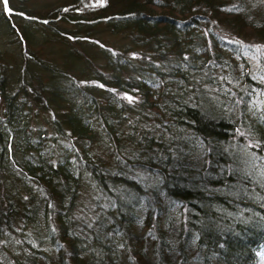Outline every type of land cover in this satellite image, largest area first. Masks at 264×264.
<instances>
[{"label":"trees","instance_id":"16d2710c","mask_svg":"<svg viewBox=\"0 0 264 264\" xmlns=\"http://www.w3.org/2000/svg\"><path fill=\"white\" fill-rule=\"evenodd\" d=\"M263 254L264 0H0V264Z\"/></svg>","mask_w":264,"mask_h":264},{"label":"rangeland","instance_id":"374dc122","mask_svg":"<svg viewBox=\"0 0 264 264\" xmlns=\"http://www.w3.org/2000/svg\"><path fill=\"white\" fill-rule=\"evenodd\" d=\"M143 177H145L146 180L150 179L149 174H145V175H143ZM259 264H264V254H263L262 257H261V259H260V261H259Z\"/></svg>","mask_w":264,"mask_h":264},{"label":"snow or ice","instance_id":"6c2138e0","mask_svg":"<svg viewBox=\"0 0 264 264\" xmlns=\"http://www.w3.org/2000/svg\"><path fill=\"white\" fill-rule=\"evenodd\" d=\"M7 3V0H5V4Z\"/></svg>","mask_w":264,"mask_h":264}]
</instances>
